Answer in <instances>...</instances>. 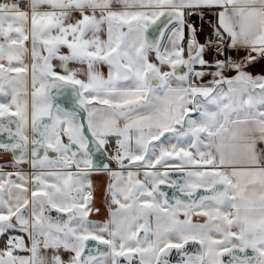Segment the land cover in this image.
<instances>
[{"label":"snow or ice","instance_id":"obj_1","mask_svg":"<svg viewBox=\"0 0 264 264\" xmlns=\"http://www.w3.org/2000/svg\"><path fill=\"white\" fill-rule=\"evenodd\" d=\"M0 37V264H264V0H0Z\"/></svg>","mask_w":264,"mask_h":264},{"label":"crops","instance_id":"obj_2","mask_svg":"<svg viewBox=\"0 0 264 264\" xmlns=\"http://www.w3.org/2000/svg\"><path fill=\"white\" fill-rule=\"evenodd\" d=\"M206 13H207V16H203V18H201V16L198 13H193L188 18L189 21L196 26V28L198 30L197 31V39L200 40L201 42L203 41L206 34L211 33V27H212L213 22L215 21V16H214L213 12L206 11ZM0 41H2V37H0ZM26 44L29 47V54L24 57V61H25V63L29 64V68H30V64H31L30 40L26 41ZM63 51H66V49H63ZM229 51H231L233 53V58H239V57L245 55V52L243 50H231V49H229ZM225 54L227 55V53H225ZM214 56H215V51L211 52V53L206 51V53H205V59H207V60H211ZM220 58H222V57H220ZM0 62L6 63V61H0ZM53 63H57V61H53ZM13 64H14V66H19L16 64V62H13ZM77 67H81V66L77 65ZM100 70L106 74V71H107L106 67L102 66L100 68ZM247 71H250L254 75L255 74H264V59L258 58L254 64L250 65L247 68ZM204 79L207 80V79H209V77L206 76ZM30 87H31V84H30V78H29V89H30ZM2 163H3V159L0 158V164H2ZM27 171L30 172L31 169L28 168ZM90 178L93 182L95 204L97 207H99L101 209L99 217H96V218H105L107 216V208L104 204V191H105L106 185L109 182V177L103 171L92 170ZM41 252L43 253L44 250L41 249ZM49 253H50V250H49ZM20 254L27 255V253H23V252ZM65 257H66V254H65Z\"/></svg>","mask_w":264,"mask_h":264},{"label":"built area","instance_id":"obj_3","mask_svg":"<svg viewBox=\"0 0 264 264\" xmlns=\"http://www.w3.org/2000/svg\"><path fill=\"white\" fill-rule=\"evenodd\" d=\"M203 16H207L206 11L204 12ZM210 34H211V33L206 34V36L204 37V39H203L202 42H204V41L208 38V36H209ZM213 38H215V37H213ZM214 51H215V49L212 50V52H214ZM226 53H227V56H231V57H233V53H232L231 51L227 50ZM111 150H112V151H115V147H113V149H111Z\"/></svg>","mask_w":264,"mask_h":264},{"label":"flooded vegetation","instance_id":"obj_4","mask_svg":"<svg viewBox=\"0 0 264 264\" xmlns=\"http://www.w3.org/2000/svg\"><path fill=\"white\" fill-rule=\"evenodd\" d=\"M3 164V163H2ZM2 164H0V165H2ZM112 167H113V169H116V165H115V162L113 161L112 162ZM1 170V169H0ZM3 170V169H2ZM3 171H14L12 168L10 169V170H3Z\"/></svg>","mask_w":264,"mask_h":264},{"label":"rangeland","instance_id":"obj_5","mask_svg":"<svg viewBox=\"0 0 264 264\" xmlns=\"http://www.w3.org/2000/svg\"><path fill=\"white\" fill-rule=\"evenodd\" d=\"M1 170L3 169V170H10L11 169V167L10 166H6V167H2V168H0ZM29 195H30V193H29ZM17 234H19V233H17Z\"/></svg>","mask_w":264,"mask_h":264},{"label":"water","instance_id":"obj_6","mask_svg":"<svg viewBox=\"0 0 264 264\" xmlns=\"http://www.w3.org/2000/svg\"><path fill=\"white\" fill-rule=\"evenodd\" d=\"M61 99H63V98H61ZM162 187H166V186H162ZM170 191V190H169ZM171 256H174L175 255V253L173 252L172 254H170Z\"/></svg>","mask_w":264,"mask_h":264}]
</instances>
